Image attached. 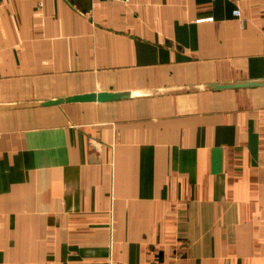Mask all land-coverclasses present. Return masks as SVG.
<instances>
[{
	"label": "crops",
	"instance_id": "crops-1",
	"mask_svg": "<svg viewBox=\"0 0 264 264\" xmlns=\"http://www.w3.org/2000/svg\"><path fill=\"white\" fill-rule=\"evenodd\" d=\"M259 78L264 0H0V103ZM0 264H264V86L0 110Z\"/></svg>",
	"mask_w": 264,
	"mask_h": 264
},
{
	"label": "water",
	"instance_id": "water-1",
	"mask_svg": "<svg viewBox=\"0 0 264 264\" xmlns=\"http://www.w3.org/2000/svg\"><path fill=\"white\" fill-rule=\"evenodd\" d=\"M264 78L253 80H234L211 82L199 85L171 87L163 89L150 90H128V91H101L93 93L76 94L70 96H60L49 100L27 101L20 103H0V110H10L19 108H30L39 106H55L68 103H83V102H108L114 100L132 99L148 96H161L170 94H182L203 92L212 90H229L240 88L263 87Z\"/></svg>",
	"mask_w": 264,
	"mask_h": 264
},
{
	"label": "built area",
	"instance_id": "built-area-1",
	"mask_svg": "<svg viewBox=\"0 0 264 264\" xmlns=\"http://www.w3.org/2000/svg\"><path fill=\"white\" fill-rule=\"evenodd\" d=\"M107 1H121V2H124V3H130L131 2V0H107ZM235 14L239 15L240 13H239V11H235Z\"/></svg>",
	"mask_w": 264,
	"mask_h": 264
}]
</instances>
